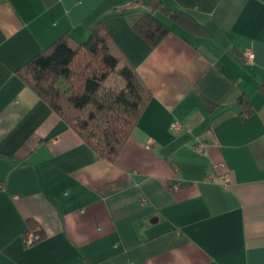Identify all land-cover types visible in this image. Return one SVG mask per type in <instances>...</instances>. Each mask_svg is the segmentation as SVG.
Returning a JSON list of instances; mask_svg holds the SVG:
<instances>
[{
    "label": "crops",
    "instance_id": "obj_1",
    "mask_svg": "<svg viewBox=\"0 0 264 264\" xmlns=\"http://www.w3.org/2000/svg\"><path fill=\"white\" fill-rule=\"evenodd\" d=\"M158 1L207 36L157 11L152 47L134 0H0V264H264V0ZM99 21L152 93L115 162L17 74Z\"/></svg>",
    "mask_w": 264,
    "mask_h": 264
},
{
    "label": "trees",
    "instance_id": "obj_2",
    "mask_svg": "<svg viewBox=\"0 0 264 264\" xmlns=\"http://www.w3.org/2000/svg\"><path fill=\"white\" fill-rule=\"evenodd\" d=\"M134 1L148 10L131 15L130 21L152 47L172 31L157 17V11L189 33L207 36L205 28L183 11H171L158 0ZM17 74L99 157L110 162L116 161L152 98L150 89L101 21L90 27L87 40L64 35ZM239 103L242 114L248 115L247 98L241 96ZM29 223L32 227L36 224L33 220ZM35 234L38 240L44 237L40 231Z\"/></svg>",
    "mask_w": 264,
    "mask_h": 264
},
{
    "label": "built area",
    "instance_id": "obj_3",
    "mask_svg": "<svg viewBox=\"0 0 264 264\" xmlns=\"http://www.w3.org/2000/svg\"><path fill=\"white\" fill-rule=\"evenodd\" d=\"M243 59H244L245 63L252 64L255 61V54L252 51H250V50H246L243 53ZM173 126L176 129H180L181 128V125L179 123H175ZM204 148H205V145L203 143L198 145L199 151H204ZM223 178H224V180H227L228 176L224 175ZM38 239H39L38 235H36L34 233H31V232H28L26 234V236H25V244L27 246H31V245L34 244L35 241H38Z\"/></svg>",
    "mask_w": 264,
    "mask_h": 264
}]
</instances>
